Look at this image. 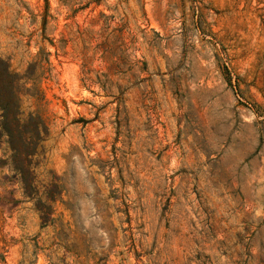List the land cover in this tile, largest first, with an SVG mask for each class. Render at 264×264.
Listing matches in <instances>:
<instances>
[{
    "label": "rangeland",
    "instance_id": "374dc122",
    "mask_svg": "<svg viewBox=\"0 0 264 264\" xmlns=\"http://www.w3.org/2000/svg\"><path fill=\"white\" fill-rule=\"evenodd\" d=\"M0 264H264V0H0Z\"/></svg>",
    "mask_w": 264,
    "mask_h": 264
}]
</instances>
